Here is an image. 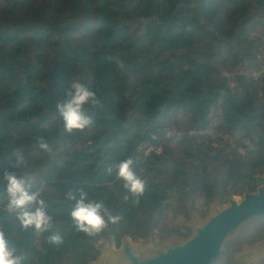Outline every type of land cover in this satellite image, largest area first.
I'll return each instance as SVG.
<instances>
[{
	"label": "trees",
	"instance_id": "trees-1",
	"mask_svg": "<svg viewBox=\"0 0 264 264\" xmlns=\"http://www.w3.org/2000/svg\"><path fill=\"white\" fill-rule=\"evenodd\" d=\"M262 36L264 0H0V179L5 171L34 175L33 191L63 238L51 244V232L22 230L0 211L25 264H89L100 255L99 237L111 233L119 248L156 218L164 226L189 198L195 204L222 191L227 204L254 193L264 174V77H251ZM72 80L100 103L86 106L90 127L68 133L56 105ZM208 130L244 141L245 156L217 147ZM168 132L183 135L176 141ZM40 137L50 153L38 147ZM14 150L24 158L16 167ZM51 154L49 169L35 173ZM128 158L147 181L138 205L108 172ZM79 189L120 222L97 237L76 231L74 201L65 197ZM255 224L262 228L246 237L263 241L264 220ZM217 264L237 263L223 254Z\"/></svg>",
	"mask_w": 264,
	"mask_h": 264
},
{
	"label": "clouds",
	"instance_id": "clouds-1",
	"mask_svg": "<svg viewBox=\"0 0 264 264\" xmlns=\"http://www.w3.org/2000/svg\"><path fill=\"white\" fill-rule=\"evenodd\" d=\"M100 103L96 93L91 91L79 80H72L66 92V99L57 103L56 107L59 116L63 120L64 129L68 133L73 131H83L93 124V119L87 114V105H98ZM166 135L171 138L173 132ZM182 133H175V140L182 138ZM38 147L46 152H51L49 142L43 138H38ZM12 155L16 157L14 166L24 163V158L14 150ZM111 174L115 172V178L122 181L123 188L135 199L134 205L140 203L147 188V181L141 178L133 169V160L125 159L113 164L108 168ZM35 176L31 173L19 175L15 172L5 171L0 179V211H6L19 223L22 230L33 229L39 235L46 232L52 234L47 237L51 244L59 245L63 243V238L59 232L53 230V217L47 211V203L42 198L39 190L33 191ZM66 200L74 201L69 209L68 215L78 232L88 237H97L109 229L110 225H115L122 219L119 215H114L103 200L89 199L88 194L82 189L76 193L69 191ZM125 201L129 196L124 197ZM27 257L15 245L10 242L8 234L0 225V264H25Z\"/></svg>",
	"mask_w": 264,
	"mask_h": 264
},
{
	"label": "water",
	"instance_id": "water-1",
	"mask_svg": "<svg viewBox=\"0 0 264 264\" xmlns=\"http://www.w3.org/2000/svg\"><path fill=\"white\" fill-rule=\"evenodd\" d=\"M150 22H139L144 25ZM258 188L254 193L244 192L242 200L230 197L227 207L202 224L192 226L193 234L183 243L168 242L165 247L156 249L154 256L145 258L139 249L133 248L128 236L120 244L121 263L113 260L111 248L95 249L99 252V264H217L226 242L246 228L250 223L264 220V174L255 178ZM245 253L243 261L259 260L264 257V243L256 245ZM92 263V262H91ZM89 263V264H91Z\"/></svg>",
	"mask_w": 264,
	"mask_h": 264
},
{
	"label": "rangeland",
	"instance_id": "rangeland-1",
	"mask_svg": "<svg viewBox=\"0 0 264 264\" xmlns=\"http://www.w3.org/2000/svg\"><path fill=\"white\" fill-rule=\"evenodd\" d=\"M128 7H130L127 4ZM86 22V19L83 18ZM139 26V25H136ZM251 73V70L244 72L243 74L248 75ZM264 76H260L262 78ZM231 80V76L229 77ZM220 113L216 111L213 114V124L217 126L220 123ZM208 135L212 138L214 144L217 147L230 148V149H239V153L242 156H245V151L242 149V146L245 145L244 141H236L231 137L224 134H216L212 130H208ZM219 139L222 142L218 141ZM79 146H76L78 148ZM56 154L49 155L48 158L43 159V165L39 168L35 169V173L38 171H42L45 168L50 167V164L55 160ZM239 201L242 200V197H233ZM227 207V204L223 203L222 191H219L215 194L213 200H209L206 196L199 198L196 200L195 204H192L191 198H189L188 203L185 205L184 210L177 214L170 213L165 222L164 226H160L158 224V219L156 218L153 222H150L147 230L144 233V236L132 237L128 236L130 239L131 246L133 248L139 249L145 258H149L154 256L156 249H161L166 246V244L170 241L175 243H183L193 234L192 226L195 224H202L208 218L215 214V211H220ZM254 223H250L246 228L236 234L233 238L229 239L224 248L222 255H228L231 261H236L242 263V256L254 249L253 247H258L256 245L264 243L263 241H249L246 235H251L252 232H258L262 226ZM161 227V231L158 229ZM258 241V242H257ZM120 244L119 248L116 245L115 238L109 233L105 237H99L96 244L94 245L98 249L102 248H111L113 254V260L119 261L121 263H125L123 259L119 257V253L121 250ZM221 255V256H222ZM101 260V256L91 264H99ZM244 264H264V257L259 260L253 261H243Z\"/></svg>",
	"mask_w": 264,
	"mask_h": 264
},
{
	"label": "built area",
	"instance_id": "built-area-1",
	"mask_svg": "<svg viewBox=\"0 0 264 264\" xmlns=\"http://www.w3.org/2000/svg\"><path fill=\"white\" fill-rule=\"evenodd\" d=\"M257 60H258L259 71L251 75V77L255 80L259 79L260 76H264V36L260 38ZM173 134H174L173 136H175V132H173Z\"/></svg>",
	"mask_w": 264,
	"mask_h": 264
}]
</instances>
